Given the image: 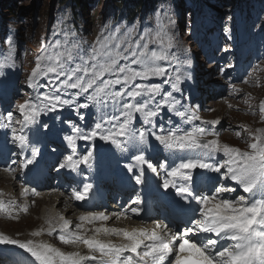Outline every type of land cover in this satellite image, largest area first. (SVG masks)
I'll return each instance as SVG.
<instances>
[{"label":"snow or ice","instance_id":"6c2138e0","mask_svg":"<svg viewBox=\"0 0 264 264\" xmlns=\"http://www.w3.org/2000/svg\"><path fill=\"white\" fill-rule=\"evenodd\" d=\"M153 18L154 26L143 31L136 23L113 26L105 22L91 44L68 29L63 39L41 49L25 80L32 94L15 109L0 114V129L5 130L11 165H15L4 171L25 174L41 168L45 152L34 137L52 132L48 122L40 119L49 115L60 121L64 132L61 143L48 146L56 156L50 170L79 176L83 167H93L96 142L104 141L120 153H129L132 162L124 168L134 186H147L156 177L157 187L167 193L165 199L186 213L185 221L173 226L165 217L151 228L108 226L113 218L141 215L143 200L137 194L120 212L89 211L74 226L57 214L46 219V229L31 234H56L61 244L83 246L85 253L0 235V245L23 250L30 257L29 264H264V128L235 130L238 139L246 134L247 148L241 150L222 143L215 130L183 127L201 119L199 106L184 102L181 87L191 79L190 60L173 51L177 48L175 20L164 0ZM224 35L231 38L227 24ZM8 45L0 72L15 65L16 49L10 39ZM223 50L228 51L227 47ZM89 109L95 110L96 118L86 125L83 110ZM65 110L76 120L62 118ZM249 111L256 115L251 107ZM258 113L264 122V100ZM164 115H168L166 121ZM79 141L88 146L78 154ZM158 150L167 156L154 164L149 154ZM205 173L218 174L207 177L211 183L207 189L201 187ZM78 183L82 188L73 189L69 200L88 198L93 185ZM29 193L40 195L22 185L20 195ZM14 211L27 213L28 207L0 200V212L11 217ZM88 231L94 235L89 237ZM113 237L122 242H114Z\"/></svg>","mask_w":264,"mask_h":264},{"label":"rangeland","instance_id":"374dc122","mask_svg":"<svg viewBox=\"0 0 264 264\" xmlns=\"http://www.w3.org/2000/svg\"><path fill=\"white\" fill-rule=\"evenodd\" d=\"M20 3H17L19 6L18 7H22L23 9L27 8L29 6V2L30 0H19ZM37 1V8H39V14L40 16L44 17V22H43V25H45V22H47V19L49 17V9H50V5H51V0H35ZM102 5L99 6V8L97 9V11L95 12V18H94V21L99 19L100 17V11H101V8ZM92 13L90 14V17H91ZM224 118L226 119V122L228 123H231L232 119H231V115L229 114H225L224 115ZM233 126H235L234 123H232ZM230 142H233V143H236L233 141L232 138L229 139ZM0 186H4L5 183H8V182H5L4 180L1 179L0 181ZM4 183V184H3ZM40 215V214H39ZM37 218H38V215H34V222L37 221ZM25 219V218H24ZM26 221L23 222L21 224L18 223V227L14 226V227H9V229H6V231H14V232H19L21 234L22 237H25L24 234L28 233L29 235L31 234V232H33L37 227L36 224L40 223L41 221L39 220L38 223L36 222L35 226H34V223L33 221H31L30 219H25ZM33 224V225H32ZM5 225V224H4ZM34 226V227H33ZM4 227V226H3ZM33 227V228H32ZM31 228V229H30ZM32 230V231H31Z\"/></svg>","mask_w":264,"mask_h":264},{"label":"bare ground","instance_id":"6f19581e","mask_svg":"<svg viewBox=\"0 0 264 264\" xmlns=\"http://www.w3.org/2000/svg\"><path fill=\"white\" fill-rule=\"evenodd\" d=\"M4 180H5V182H8L9 180H7V179H5L4 177H2ZM0 181H1V176H0ZM1 183V182H0ZM4 184V183H3ZM47 203V201L46 200H41V201H38L37 202V208H35L34 210H33V212H35V213H39V210H40V208H41V206L43 205V204H46ZM61 204H62V200L60 201V203H59V209L61 208ZM42 216V215H41ZM44 216H42V218L38 215V221L39 220H41V222H40V224L38 223V221H37V223L38 224H36V226H35V223H34V226L35 227H37L33 232H35V231H37L39 228H40V226L45 222V220H44V218H43ZM26 219V218H25ZM24 219V220H25ZM26 221V220H25ZM24 221H22L21 222V224L23 223ZM33 225V224H32ZM4 226V228H6V229H9V227H14V226H16L15 224H11V223H6L5 225H3ZM16 227H18V226H16ZM31 229V228H30ZM32 231V230H31ZM33 232H31V234L33 233ZM29 233V232H28ZM28 233H26V234H24V236L25 237H32L33 238V240H35V241H37V240H40V241H42L41 239H42V235L41 236H39V237H33L31 234L29 235ZM44 242V241H43ZM46 243H47V241H45Z\"/></svg>","mask_w":264,"mask_h":264}]
</instances>
